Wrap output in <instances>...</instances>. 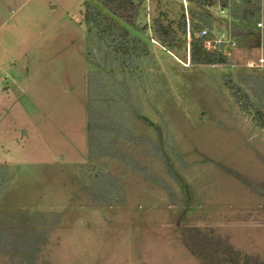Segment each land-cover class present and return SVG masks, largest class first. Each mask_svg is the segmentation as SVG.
Listing matches in <instances>:
<instances>
[{"label":"rangeland","instance_id":"1","mask_svg":"<svg viewBox=\"0 0 264 264\" xmlns=\"http://www.w3.org/2000/svg\"><path fill=\"white\" fill-rule=\"evenodd\" d=\"M86 1L0 0V165L16 176L4 209L62 215L48 264H211L193 250L219 262L223 243L239 264H264V129L221 85L224 74L264 73L248 67L254 47L237 48L226 68L192 66L150 43L155 59L135 77V96L170 173L154 159L153 182L129 172L125 203L71 199L67 172L88 162ZM144 7L143 22L183 11L182 0Z\"/></svg>","mask_w":264,"mask_h":264},{"label":"trees","instance_id":"2","mask_svg":"<svg viewBox=\"0 0 264 264\" xmlns=\"http://www.w3.org/2000/svg\"><path fill=\"white\" fill-rule=\"evenodd\" d=\"M188 2L192 30L190 46L184 8L175 19L163 12L143 22L144 0L85 2L86 60L91 67L87 75L86 103L88 162L73 165L67 172L66 177L75 187L72 200L86 198L89 203L101 206L125 203V180L131 175L129 172L141 174L145 181L153 182L151 163L154 159L160 160L165 172L170 173L162 135L158 133L155 139L150 136L146 127L152 124L144 118L141 100L135 96L138 90L135 77L155 59L150 43H156L181 62L189 61L192 66L230 68L231 59L221 51H209L204 38L196 36L204 29L221 32L230 27L237 48L254 47L260 51V36L255 26L264 17V4L234 3L230 8L231 23L222 24L203 11L215 8L213 1ZM259 57L260 53L255 59ZM250 69L258 71L264 66ZM115 70L121 74H115ZM221 85L228 90L234 104L252 116L258 128L264 129V73L224 74ZM15 178L9 166L0 165V264H48L43 254L62 215L25 209L5 210V205L12 200L11 186ZM206 243L211 241L208 239ZM212 246L214 248V244ZM220 246L223 252L215 253L220 256L219 262L209 260L205 255L207 251L193 252L204 263L232 264L229 259L232 256L239 264L240 253L227 244Z\"/></svg>","mask_w":264,"mask_h":264},{"label":"built area","instance_id":"3","mask_svg":"<svg viewBox=\"0 0 264 264\" xmlns=\"http://www.w3.org/2000/svg\"><path fill=\"white\" fill-rule=\"evenodd\" d=\"M213 1L216 4V9L219 10L221 15L228 18V22L231 23L232 19L230 17V8L234 3L240 2H260L264 4V0H208ZM183 8L186 14L187 22V41L190 46L192 30L191 21L189 18V2L188 0H182ZM264 16V13L262 14ZM255 29L260 36V57L250 61L248 67L258 68L264 66V17L255 26ZM197 37L204 38V45L209 51H221L223 55L227 56L229 59L232 58L233 53L237 50V42L233 39L231 28L229 27L226 31L218 32L216 30L210 31L208 29L202 30L200 33L196 34ZM188 46V50H189Z\"/></svg>","mask_w":264,"mask_h":264},{"label":"crops","instance_id":"4","mask_svg":"<svg viewBox=\"0 0 264 264\" xmlns=\"http://www.w3.org/2000/svg\"><path fill=\"white\" fill-rule=\"evenodd\" d=\"M238 64H240V63L238 62Z\"/></svg>","mask_w":264,"mask_h":264}]
</instances>
